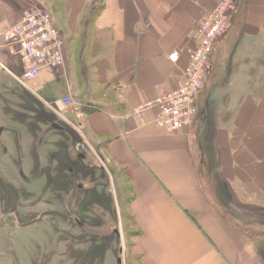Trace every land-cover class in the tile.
Segmentation results:
<instances>
[{
    "label": "crops",
    "instance_id": "1",
    "mask_svg": "<svg viewBox=\"0 0 264 264\" xmlns=\"http://www.w3.org/2000/svg\"><path fill=\"white\" fill-rule=\"evenodd\" d=\"M216 2L0 0V30L29 6L51 12L64 41V62L28 81L38 106L39 100L55 102L52 114L38 120L76 121L83 143L110 168L126 223L137 231L129 253L135 264H264V0H234L190 125L172 132L156 126L155 107L133 115L139 105L176 87L188 62L185 49L195 44L194 29ZM20 64L0 39V74L13 73L3 74L4 89L18 84L25 91L14 77ZM66 95L73 105L62 108ZM22 112L16 120L38 135L42 129L30 128ZM51 125L63 140L76 138L71 128ZM60 145L62 167L68 166L75 151ZM77 158L79 165L74 162L61 180L75 184L90 177L85 204L108 200L104 189L90 187L96 172H103L88 170L84 155ZM42 176L50 182L53 174Z\"/></svg>",
    "mask_w": 264,
    "mask_h": 264
},
{
    "label": "rangeland",
    "instance_id": "2",
    "mask_svg": "<svg viewBox=\"0 0 264 264\" xmlns=\"http://www.w3.org/2000/svg\"><path fill=\"white\" fill-rule=\"evenodd\" d=\"M36 6L38 5L29 6L24 10ZM232 10L233 7L230 12ZM3 74H0V128H2L0 176L9 185H6L7 189H2L6 190L5 193L0 194L8 199L7 203L0 202V212L4 211L3 209L10 211L6 215L0 214V264H128L129 262L135 264L129 256L130 236L133 234L126 238L124 236L125 216L122 219L123 210L120 207L122 202L119 195L115 193V181L110 168L106 163L103 165L98 153L83 143L82 136L74 129H77L76 121L69 122L70 125L56 115L54 122L66 126L67 129L71 128L74 131L71 130V132L75 133L77 138L70 135L68 140L65 135L63 140L59 131L50 127L52 121L44 124L38 120L39 118L44 120L48 113L52 112L49 106L55 107V103L44 104L39 100L43 105L38 106L35 103L37 97L24 86L25 91L22 90L18 84L4 89L1 84H5L6 76ZM60 90V86L57 85L55 91ZM20 110L23 111L22 113L26 111L32 115L29 116L32 117L30 119L27 117L28 114L22 117L32 124L30 128L33 130L37 127L42 129L39 136L36 130L29 134L28 128L16 120L15 116ZM38 137L40 142L36 144ZM76 140H80L77 145L82 146L81 149H78L75 144ZM63 142L67 145L71 144V150L73 153L75 151L74 154L70 153L73 165L74 162L79 165L77 157L84 155L83 163L87 165L88 170L97 167L101 173L103 172V177L97 173L98 171L96 172L90 187L97 185L99 190L104 189L111 203L109 209H103L104 204L107 208L109 207L108 200L105 198H98L91 206L86 205L88 200L84 198L87 194L90 197L86 190L89 188L86 183H89L90 177L87 178L88 180L79 178L75 184H66L61 180L60 175L68 178L70 168L73 169L70 161L67 162L68 166L62 167L65 156L60 143L63 146ZM35 146L38 149L40 164L34 163L32 159ZM58 162L61 164L59 167ZM20 171L28 177L27 180L20 177ZM46 172L53 174L50 182L47 176H42V173ZM32 177L36 178L29 180ZM57 177L59 181H56ZM69 186H72V189L69 190ZM76 218L83 222V225H80ZM115 230L119 232V237ZM253 233L255 234L256 231L253 230ZM259 234L264 235V230ZM260 238L261 242L264 237ZM118 258L121 259L120 263L117 262Z\"/></svg>",
    "mask_w": 264,
    "mask_h": 264
},
{
    "label": "built area",
    "instance_id": "3",
    "mask_svg": "<svg viewBox=\"0 0 264 264\" xmlns=\"http://www.w3.org/2000/svg\"><path fill=\"white\" fill-rule=\"evenodd\" d=\"M233 2L234 0H218L213 9L204 15L193 32L195 44L185 49L188 62L181 80L171 91L139 105L133 112L134 116H140L147 109L155 107L153 123L170 132L192 123L197 112L196 97L210 69L213 46L229 26ZM0 37L2 45L9 53L20 57L22 70L14 77L30 92L33 91L28 86V81L36 79L46 68L63 65L62 35L54 23L51 12L43 6L24 10L17 22L7 29L0 30ZM177 57L178 51H173L169 55L173 61ZM60 104L62 108H66L73 105V100L70 95H66L61 97ZM75 125L79 130L80 125L77 122ZM101 162L105 165L104 160L101 159Z\"/></svg>",
    "mask_w": 264,
    "mask_h": 264
},
{
    "label": "flooded vegetation",
    "instance_id": "4",
    "mask_svg": "<svg viewBox=\"0 0 264 264\" xmlns=\"http://www.w3.org/2000/svg\"><path fill=\"white\" fill-rule=\"evenodd\" d=\"M1 130H2V128H0V132H1ZM63 131H64V130H63ZM38 136H39V133H38ZM32 156H33L32 159H34V163L40 164V163H39V157H38V153H37V149H36V147H35L34 150H33ZM52 170L55 171L54 169H52ZM20 177L23 178L24 180H27V179H28V177L25 176V174L22 173L21 171H20ZM36 177H37V176H36ZM36 177H32V178L29 179V180H33V179L36 178ZM7 183H8V182H7V181H4V179L2 180V177L0 176V185H2V186H1V190H0V194H4V193H5L6 190H2V189H7L6 185H9V184H7ZM16 191H17V193H18V190H17V189H16ZM2 201H4L5 203H7L8 199L5 197V195H0V202H2ZM0 206H1V205H0ZM3 210H4V211H1V212H0V214L2 213V215H6V214H8V212L10 211L9 209H7V210L3 209ZM62 214H63V213H62ZM63 215H64V214H63Z\"/></svg>",
    "mask_w": 264,
    "mask_h": 264
},
{
    "label": "trees",
    "instance_id": "5",
    "mask_svg": "<svg viewBox=\"0 0 264 264\" xmlns=\"http://www.w3.org/2000/svg\"><path fill=\"white\" fill-rule=\"evenodd\" d=\"M126 197H128V196H126ZM121 216H122V219H123L124 218V214L122 212H121ZM127 220H128V217L125 216V223L123 225V232H124L125 238L128 237L131 234H133L132 236H135L137 234V231L136 230L134 231L132 229H129L128 224L126 223ZM132 236H130V237H132ZM127 262H128V260H127ZM128 264H131V262H129Z\"/></svg>",
    "mask_w": 264,
    "mask_h": 264
},
{
    "label": "water",
    "instance_id": "6",
    "mask_svg": "<svg viewBox=\"0 0 264 264\" xmlns=\"http://www.w3.org/2000/svg\"><path fill=\"white\" fill-rule=\"evenodd\" d=\"M54 104V103H53ZM53 128H55V129H60V130H64V127L62 126V125H60V124H58V123H52V125H51ZM80 148H81V146H80ZM76 221L80 224V225H83L82 223L83 222H81V221H79L78 220V218H76ZM84 221V220H83ZM115 233L118 235V237H119V232L117 231V230H115ZM120 261H121V259L120 258H118L117 259V262L118 263H120Z\"/></svg>",
    "mask_w": 264,
    "mask_h": 264
}]
</instances>
